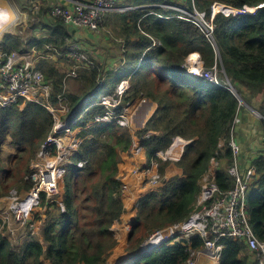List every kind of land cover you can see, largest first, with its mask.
Returning a JSON list of instances; mask_svg holds the SVG:
<instances>
[{"label": "trees", "instance_id": "trees-1", "mask_svg": "<svg viewBox=\"0 0 264 264\" xmlns=\"http://www.w3.org/2000/svg\"><path fill=\"white\" fill-rule=\"evenodd\" d=\"M194 2L199 10L208 13L214 3L238 9L264 5V0ZM125 4L139 8L120 15L110 14L121 25L118 35L122 38V68L105 73L103 66L96 62L94 69L80 70L78 80L82 94L68 93L66 97L72 109H76L97 90L102 78L105 87L108 86L107 93H114L116 86L109 80L127 66L125 76L132 74V78L125 102L149 99L157 104V110L146 126L135 133L117 123H98L84 130V141L73 157L75 165L68 170L67 180H63L66 213L53 204L47 213L49 218L42 240L25 241L17 248L0 232V264H46L45 261L49 264H107L119 244L113 226L126 210L122 198L125 184L119 176V164L122 154L133 149L134 136L142 139L147 162L159 163L164 186L139 201L128 251L135 253L156 231L188 219L196 209L201 181L212 169L219 196L235 188L236 180L229 173L235 160L230 143L232 138L236 139L241 124L233 133V123L246 107L241 106L240 98L264 117V6L254 15L230 13L216 17L220 68L236 89L233 93L209 80L192 76L185 69L191 53L200 54L207 68L218 61L212 45L194 24L161 6L166 4L164 0H126ZM55 22L48 38L23 43L21 36L7 35L0 46L8 53L29 50L37 44L44 45L40 48L42 51L45 46H51L57 49L53 51L57 59L66 61V44L73 35L63 23ZM56 62V59H43L39 64L47 80L54 85L52 99L55 103L58 95L64 93L66 75L54 66ZM105 112L104 106L93 107L82 118L80 126L86 127ZM258 120L264 133V119ZM53 123L52 114L38 103H28L24 109L18 105L0 108V199L10 196L12 189L29 190L34 186L35 183L26 178L32 173V162ZM176 137L192 142L185 147L184 156L177 163L184 176L166 181L165 171L171 162L158 159L156 154L166 151ZM8 141L14 156L7 164L2 156ZM221 142H224L222 147ZM262 142L264 144L263 137ZM244 157L240 155L241 171L250 163L257 172L248 192V218L256 236L264 242V152L256 159ZM79 162H85L81 169ZM0 223H3L1 219ZM220 243L223 245L221 264H260L245 241L225 238ZM203 244L199 236L168 243L146 255L134 256L130 264H188L192 253L202 249Z\"/></svg>", "mask_w": 264, "mask_h": 264}, {"label": "built area", "instance_id": "built-area-1", "mask_svg": "<svg viewBox=\"0 0 264 264\" xmlns=\"http://www.w3.org/2000/svg\"><path fill=\"white\" fill-rule=\"evenodd\" d=\"M125 1H74L72 6L57 5L45 11L42 7L43 0H32L31 15L26 20V14H19L11 0H0V26H2L0 43H3L7 35H17L15 31L24 22L39 23L43 18L61 22L72 32L83 30L99 33L108 14H124L139 8L124 4ZM164 1L166 4L161 6L178 13L180 19L194 24L216 53L218 61L210 68L205 66L200 54L191 53L184 65L188 73L236 93V89L220 68L221 55L216 40L215 20L219 14L254 15L264 5L255 8L245 6L243 9H238L222 3H214L211 12L208 13L199 10L194 0L190 6L186 4V1L182 3H174L173 0ZM22 31H20L21 35ZM21 37L26 42V38ZM41 46L44 45L37 44L29 50H13L10 53L6 52L2 45L0 46V108L38 103L45 107L54 119L51 131L32 162V173L26 178V180H32L35 183L34 186L29 190L13 189L8 196L10 205L7 216L3 220L0 218L3 221L0 225V232L7 236L20 234V241L24 239L26 241L27 237H36L41 233L42 228L48 222L47 213L53 204H57L62 213H66L62 184L68 170L75 165L73 157L78 153L84 141L82 132L98 123H117L121 128L132 131L134 126L132 116L138 108L140 109L138 106L133 114H130L132 103H124L131 89L132 75L121 79L114 93H107L97 101L90 102L96 97L97 91L105 87V79H100L97 90L85 98L76 109H72L66 97L69 93L66 89L68 83L66 81L78 79L80 70H92L98 63L86 49L76 42V39H70L66 44V57L72 62V66L65 75L64 93L58 95V102L55 103L52 99L53 83L47 80L39 64L43 59H57L53 53L57 49L45 46V52L40 49ZM240 102L241 106H247L241 98ZM96 106H104L105 114L97 116L86 127L80 126V121L85 114ZM247 108L256 118L264 119L259 111L248 106ZM80 109L82 112H79ZM240 123L239 113L233 123V133L236 132ZM191 142L176 137L172 145L166 151L158 152L156 157L162 161L178 163L184 156L185 147ZM223 145L224 142H221L220 147ZM230 146L233 149L235 160L229 168V173L236 180L235 188L221 197L215 173L206 174L201 181V193L196 209L190 217L181 223L167 226L153 233L141 245L136 255H146L168 243L191 240L199 236L204 242L203 248L192 253L193 258L188 264H195L197 258L202 255L215 264H221L223 245L220 242L222 239L232 238L245 241L250 251L257 255L259 263L264 264V242L256 236L247 212L248 192L257 172L251 165L242 172L239 163L241 147L235 138H232ZM142 150V139L134 136V145L130 153L134 155ZM213 162L217 165L215 161ZM84 165L85 162H79L78 168L81 169ZM141 172L144 181H149V184L153 186H158L163 182L159 172V163L156 160H152L151 163L146 162ZM126 188L125 184L124 189ZM12 222L18 228L13 227ZM5 227L7 230H4ZM131 227L132 224L129 223L127 229L130 231Z\"/></svg>", "mask_w": 264, "mask_h": 264}, {"label": "crops", "instance_id": "crops-1", "mask_svg": "<svg viewBox=\"0 0 264 264\" xmlns=\"http://www.w3.org/2000/svg\"><path fill=\"white\" fill-rule=\"evenodd\" d=\"M11 1L14 4L15 9L19 14L21 15L26 14V20H27L28 17L31 15L30 9L32 7V0H11ZM74 1L85 2L88 0H43L42 7L44 9H48L57 5L72 6V3ZM185 1L186 4L188 5L189 0H173L174 3H182ZM110 14L120 15V13H110ZM108 15L106 18L107 19L106 24L99 33L83 31V30L80 31L77 30L72 32L69 27L64 25L67 31L71 35H73L72 39H76V42H78L82 46V48L86 49L90 53L92 58H94L98 62V64L103 66L105 73L118 71L123 66V63L121 62L123 58V52L122 54L120 53L122 47L120 43L119 44L116 43L118 39L117 38L114 39L115 37L114 33L120 31L121 25L120 23H116V21L111 15L110 16ZM27 22L18 27L19 33L21 29H26V28L30 29V33L32 35L26 38V42L32 39L41 41V39L48 38L52 32L50 27L57 23L48 18H43L42 21L39 23H33L30 21ZM12 36H19V35H12ZM20 41L26 43L23 41L22 37ZM118 41H122V38H120ZM65 59L66 61L63 59L59 60V58L56 59L57 62L54 65L61 72H62L61 68L63 65L72 66V62L68 58ZM157 107L158 106L156 103L149 100L144 104V106L141 107V109H139L138 112L140 113L141 111H143V113L141 119H138L139 121L136 122L137 131L143 129L146 126L149 119L153 116V114L157 110ZM152 108L155 109L154 113L149 118L142 120L144 114ZM240 115H241V124L239 125L237 130L236 140L241 147V158L245 159L244 156H249V159H256L260 157L264 152V144L262 142V137L264 136V133H262L259 120L256 119V117L251 111H249L247 106L242 109ZM133 131L134 130H132V132ZM4 152H5V148L3 153ZM2 158L4 160L5 157L2 156ZM146 162H147V155H146V151L143 149L140 152H136L134 155L131 154L130 152L123 153L122 161L119 164V176L122 177L124 184L127 185V188L124 189L123 197H122L126 210L121 220L114 224L113 231L116 234V238L118 239L119 244L120 242H122L123 244L126 243V246L128 243L127 242L128 235L125 232V230L127 229V225L129 223H133L137 215L139 201L143 197L147 196L149 192L153 190L158 191L159 188H162L164 186L163 182H161L158 186H153L151 184L145 183L141 171L144 170ZM249 165L250 163H248L246 167H248ZM211 172L215 173V170H211ZM176 176L183 177L184 176L183 170L178 167L177 163H171L166 168L164 179L168 181ZM0 200H7L8 204L10 205V201L8 197L1 198ZM4 203L5 202L3 201V204ZM3 204L0 205V216H2L3 213V209H2ZM133 255L135 254L132 252L115 249L111 257L109 258L108 262L109 264H129L134 257ZM195 264H214V263L209 258L202 255L197 258Z\"/></svg>", "mask_w": 264, "mask_h": 264}, {"label": "rangeland", "instance_id": "rangeland-1", "mask_svg": "<svg viewBox=\"0 0 264 264\" xmlns=\"http://www.w3.org/2000/svg\"><path fill=\"white\" fill-rule=\"evenodd\" d=\"M191 5V3L189 2L188 3V6H190ZM24 23H26V22H24ZM23 23V24H24ZM28 23V22H27ZM22 24V25H23ZM29 27V26H28ZM102 29V28H101ZM21 31H22V29H21ZM17 32V35H19V36H24V38H27V37H30V35H32L31 33H30V29L29 28H26L25 30H23L22 31V35L18 32V30L17 31H15V33ZM101 32V31H100ZM7 35V34H6ZM10 35H12V34H10ZM114 39H120V37H119V35H118V32H116V33H114ZM29 39V38H28ZM116 41V43L117 44H119L120 43V41ZM71 67V65H63L62 66V68H61V70H62V72L63 73H66V72H68V70H69V68ZM126 69H127V66L124 68V71H122V72H120V73H118L116 76H113V79L112 80H109V83H113V85L114 86H116L120 81H121V79H123V78H125L126 76H125V74H126ZM66 82H68L67 83V85H66V89H67V91L69 92V93H71V94H74V95H81L82 94V90H81V84H80V81L78 80V79H74V80H69V81H66ZM130 84H131V80H130ZM54 86V85H53ZM107 92H108V86H107V84H106V87H104V88H102V90L101 91H99V93L98 94H96L95 96L96 97H94L90 102H94V101H97L99 98H101L103 95H106L107 94ZM53 93H54V90H53ZM147 101H149V99H137L135 102H125V100H124V103H132V108L130 109V114H133V112L137 109V107L138 106H140V109H141V107L142 106H144V104L147 102ZM27 105V104H26ZM26 105H21L20 107L22 108V109H24L25 107H26ZM139 109V108H138ZM138 109H137V111H138ZM136 111V112H137ZM134 112V116H132L133 117V124H134V126H135V128H134V126H133V129L132 130H134V131H137L136 130V122H138L139 120L138 119H141V116H142V113H143V111H141L140 113L139 112ZM135 114H136V116H135ZM138 117V118H137ZM11 145V143L8 141V142H6V144H5V146H4V148H5V152L3 153V157H5L4 158V162L5 163H7L8 164V161H9V158L11 157V156H14V149H13V147H11L10 146ZM145 150V149H144ZM16 155V154H15ZM18 159H16L15 160V162L17 161ZM212 170H214V169H212ZM211 172V171H210ZM70 173V172H69ZM209 173V172H208ZM207 173V174H208ZM67 177V176H66ZM64 178V181H65V179L67 180V178ZM73 182V181H72ZM146 184H149V181H146L145 182ZM62 187H64L65 188V186H64V184H62ZM159 189H161V188H159ZM158 189V190H159ZM13 190V189H12ZM153 191H157V190H153ZM152 192V191H151ZM150 193V192H149ZM1 202H0V205L1 204H3V201L5 202L3 205H2V209H3V213H2V216H0V218L1 219H4L6 216H7V211H8V208H9V204H8V201L7 200H0ZM132 224V223H131ZM12 225H13V227H16V228H18V226L17 225H15L13 222H12ZM44 228L45 227H43L42 228V231H41V233L38 235V236H36V237H27L26 238V241H29V240H33V239H38V240H42V238H43V231H44ZM125 232L127 233V240L129 241V237H130V233H131V229H130V231L128 230V229H126L125 230ZM20 234H17V236H13V235H8V237L11 239V241H12V243L14 244V246L17 248V247H20L22 244H24L25 243V239L23 240V241H20L19 240V236ZM127 241V242H128ZM128 248H129V245H128V243H127V246H126V243L125 244H123L122 242H120V244H118V246L115 248V249H119V250H122V251H127L128 252ZM114 249V250H115ZM130 252V251H129ZM137 252V251H136ZM136 252L134 253V254H136ZM46 262V264H49V262L48 261H45ZM107 264H109V262L107 263ZM130 264V263H129ZM215 264V263H214Z\"/></svg>", "mask_w": 264, "mask_h": 264}, {"label": "bare ground", "instance_id": "bare-ground-1", "mask_svg": "<svg viewBox=\"0 0 264 264\" xmlns=\"http://www.w3.org/2000/svg\"><path fill=\"white\" fill-rule=\"evenodd\" d=\"M2 30V26H0V31ZM148 105V104H147ZM153 106H154V104H153ZM147 107V106H146ZM154 108H152V109H150V110H148L145 114H144V117H143V119L142 120H144V119H147V118H149L153 113H154ZM143 126V125H142ZM134 128H135V126H134Z\"/></svg>", "mask_w": 264, "mask_h": 264}, {"label": "clouds", "instance_id": "clouds-1", "mask_svg": "<svg viewBox=\"0 0 264 264\" xmlns=\"http://www.w3.org/2000/svg\"><path fill=\"white\" fill-rule=\"evenodd\" d=\"M134 132V131H133ZM136 132V131H135ZM133 256H136V254L135 255H133Z\"/></svg>", "mask_w": 264, "mask_h": 264}, {"label": "water", "instance_id": "water-1", "mask_svg": "<svg viewBox=\"0 0 264 264\" xmlns=\"http://www.w3.org/2000/svg\"><path fill=\"white\" fill-rule=\"evenodd\" d=\"M102 88H100L99 90H101Z\"/></svg>", "mask_w": 264, "mask_h": 264}]
</instances>
